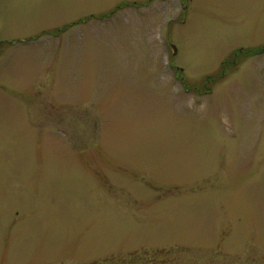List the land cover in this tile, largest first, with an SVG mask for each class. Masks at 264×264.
<instances>
[{
    "label": "rangeland",
    "instance_id": "obj_1",
    "mask_svg": "<svg viewBox=\"0 0 264 264\" xmlns=\"http://www.w3.org/2000/svg\"><path fill=\"white\" fill-rule=\"evenodd\" d=\"M0 264H264V0H0Z\"/></svg>",
    "mask_w": 264,
    "mask_h": 264
},
{
    "label": "trees",
    "instance_id": "obj_2",
    "mask_svg": "<svg viewBox=\"0 0 264 264\" xmlns=\"http://www.w3.org/2000/svg\"><path fill=\"white\" fill-rule=\"evenodd\" d=\"M241 52L244 53L245 51L236 50L235 53H236V55L239 57L240 54H241ZM235 53H234V55H235ZM235 60H237L236 57L232 60V64L235 63ZM222 63H223V62H222ZM222 63H221V71H222V72H221L220 69H219L218 73H214V74H212V75L209 74V75L206 76V78L208 77V79H207V80L204 79V80L202 81V83L205 84V86H206L208 83H210V82H211V83H214L215 81H217V78L222 77V75L224 74V68H225L224 65H223ZM217 75H218V77H216ZM183 84H184V87H185L187 90H191V89H192V90H194V91L196 92V90H197V89H196V88H197L196 86H194V87L191 88V87H188L186 83H183ZM203 84H202V85H203ZM195 87H196V88H195Z\"/></svg>",
    "mask_w": 264,
    "mask_h": 264
}]
</instances>
